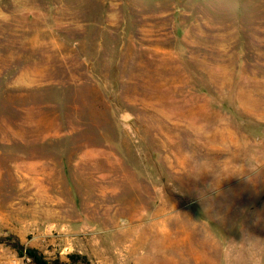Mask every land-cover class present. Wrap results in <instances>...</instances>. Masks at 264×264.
Here are the masks:
<instances>
[{"label":"rangeland","instance_id":"rangeland-1","mask_svg":"<svg viewBox=\"0 0 264 264\" xmlns=\"http://www.w3.org/2000/svg\"><path fill=\"white\" fill-rule=\"evenodd\" d=\"M124 232L264 264V0H0V237L126 264Z\"/></svg>","mask_w":264,"mask_h":264},{"label":"crops","instance_id":"crops-1","mask_svg":"<svg viewBox=\"0 0 264 264\" xmlns=\"http://www.w3.org/2000/svg\"><path fill=\"white\" fill-rule=\"evenodd\" d=\"M142 226V225H138ZM157 226V225H155ZM160 230H163L162 225H160ZM156 229H158L156 227ZM62 230V229H61ZM128 233L124 232V236H126ZM160 236H162V233H159ZM66 236H68L67 233H65ZM64 235V236H65ZM111 236V233L109 234ZM98 239H102V236L98 237ZM125 239V246H124V259L126 260V264H161V261L159 260L160 257L158 255L159 248L157 245H147L145 238L142 237V235H136L133 239L131 234H128ZM148 246V247H147ZM99 247V254L103 252L102 249ZM147 251V252H146ZM110 251L109 253H111ZM146 252V253H145ZM96 259V257L94 258ZM191 260L194 261L195 264H206L205 262L202 263L197 258H191ZM100 261V260H99ZM96 263H98L97 260H95ZM166 264H192L190 263V258H188L185 255H180L179 257H169V259L165 260Z\"/></svg>","mask_w":264,"mask_h":264},{"label":"trees","instance_id":"trees-1","mask_svg":"<svg viewBox=\"0 0 264 264\" xmlns=\"http://www.w3.org/2000/svg\"><path fill=\"white\" fill-rule=\"evenodd\" d=\"M0 245L10 247L17 256L23 257L27 256L33 264H67L65 262H60L59 260H54L52 262H46L42 260L40 255H37L34 250L24 248L14 236L0 237ZM84 256H79L77 254H71L67 256L69 264H83L86 262Z\"/></svg>","mask_w":264,"mask_h":264},{"label":"clouds","instance_id":"clouds-1","mask_svg":"<svg viewBox=\"0 0 264 264\" xmlns=\"http://www.w3.org/2000/svg\"><path fill=\"white\" fill-rule=\"evenodd\" d=\"M220 217V219L219 220H223V217L222 216H219ZM249 235H251V234H248V233H246V232H244L243 233V239L246 237V236H249Z\"/></svg>","mask_w":264,"mask_h":264}]
</instances>
